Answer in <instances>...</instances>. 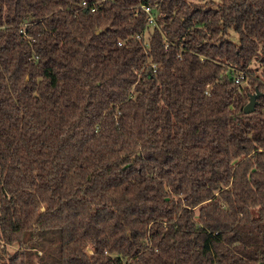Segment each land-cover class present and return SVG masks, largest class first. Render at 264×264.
Here are the masks:
<instances>
[{
    "label": "trees",
    "instance_id": "trees-1",
    "mask_svg": "<svg viewBox=\"0 0 264 264\" xmlns=\"http://www.w3.org/2000/svg\"><path fill=\"white\" fill-rule=\"evenodd\" d=\"M83 1L0 0V264H264V0Z\"/></svg>",
    "mask_w": 264,
    "mask_h": 264
},
{
    "label": "built area",
    "instance_id": "built-area-1",
    "mask_svg": "<svg viewBox=\"0 0 264 264\" xmlns=\"http://www.w3.org/2000/svg\"><path fill=\"white\" fill-rule=\"evenodd\" d=\"M110 3H108L106 0H101L98 2H94L90 4L88 1H83L82 6L83 7H90L91 11L95 13L97 16L95 22L99 24V28L97 29V32H103L105 31V28H103L104 23H107L111 19V12L112 10L116 9V7L110 8ZM142 7L145 9L146 13L148 14V19L153 26H158L157 17L153 12V9L149 5H142ZM24 29L22 28V31ZM146 34V33H145ZM139 37H144V35H138ZM145 38H147V34L145 35ZM166 40V39H165ZM119 45L122 44V41L118 42ZM226 75L229 79L232 80V82L238 84L243 81L244 73L243 71H239L238 69L234 67H228L226 71Z\"/></svg>",
    "mask_w": 264,
    "mask_h": 264
},
{
    "label": "water",
    "instance_id": "water-1",
    "mask_svg": "<svg viewBox=\"0 0 264 264\" xmlns=\"http://www.w3.org/2000/svg\"><path fill=\"white\" fill-rule=\"evenodd\" d=\"M261 92L256 90L254 93L250 95V99L248 103L244 106V112L245 113H251L255 111L256 105L258 103V98L260 97Z\"/></svg>",
    "mask_w": 264,
    "mask_h": 264
},
{
    "label": "rangeland",
    "instance_id": "rangeland-1",
    "mask_svg": "<svg viewBox=\"0 0 264 264\" xmlns=\"http://www.w3.org/2000/svg\"><path fill=\"white\" fill-rule=\"evenodd\" d=\"M15 248H16V247H11V251H14Z\"/></svg>",
    "mask_w": 264,
    "mask_h": 264
}]
</instances>
